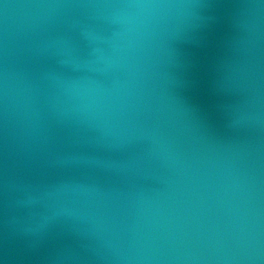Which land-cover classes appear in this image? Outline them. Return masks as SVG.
<instances>
[{"label":"water","instance_id":"1","mask_svg":"<svg viewBox=\"0 0 264 264\" xmlns=\"http://www.w3.org/2000/svg\"><path fill=\"white\" fill-rule=\"evenodd\" d=\"M0 264H264V0H0Z\"/></svg>","mask_w":264,"mask_h":264}]
</instances>
